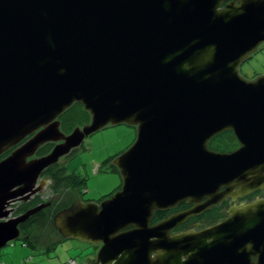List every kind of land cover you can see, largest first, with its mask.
<instances>
[{
	"label": "water",
	"instance_id": "1",
	"mask_svg": "<svg viewBox=\"0 0 264 264\" xmlns=\"http://www.w3.org/2000/svg\"><path fill=\"white\" fill-rule=\"evenodd\" d=\"M262 44L264 0H0V249L48 205L10 217L41 193L42 172L125 124L136 134L111 163L120 188L53 217L62 238L98 246L83 263L264 264V199L171 233L235 189H264V75L239 73ZM74 104L89 121L65 135ZM227 131L239 147L212 151Z\"/></svg>",
	"mask_w": 264,
	"mask_h": 264
},
{
	"label": "rangeland",
	"instance_id": "2",
	"mask_svg": "<svg viewBox=\"0 0 264 264\" xmlns=\"http://www.w3.org/2000/svg\"><path fill=\"white\" fill-rule=\"evenodd\" d=\"M239 73L246 80H253L257 76L264 75V44L260 45L257 51L240 65ZM79 105L74 104L69 111L78 106L77 108H81L84 113H87ZM77 122L81 123L82 121L78 119ZM135 134L134 127L125 124L109 125L85 137L83 142L71 151V155L65 156L66 158L70 155L65 161L66 170L84 178V183L78 186L81 192L79 197L82 200H100L120 188V176L111 163L114 158L131 146ZM236 145L237 142L234 138L225 134L220 136V139L215 143V146L224 149ZM59 164L62 166L63 163L59 162ZM63 175H66L64 171ZM58 187L60 192L55 195L57 198L54 202L60 198L61 205L65 206L66 203L64 204L63 201L69 200L67 192L62 185ZM49 194L52 195V190H47V193L43 195L48 196ZM60 207L58 206V208ZM52 217V213L47 211L45 220L29 229V234L32 237L29 246L21 245V240L17 239L13 245L0 249V264H67L70 259H73L76 264H84V254L91 249L92 245L77 239H64L61 236L57 243L53 242V245H50L53 239L56 240L59 237L53 226ZM20 236L23 238L21 232ZM44 247H48V250H45Z\"/></svg>",
	"mask_w": 264,
	"mask_h": 264
},
{
	"label": "flooded vegetation",
	"instance_id": "3",
	"mask_svg": "<svg viewBox=\"0 0 264 264\" xmlns=\"http://www.w3.org/2000/svg\"><path fill=\"white\" fill-rule=\"evenodd\" d=\"M61 119L62 118L60 117V119H59L60 124H61L60 130L65 135L70 134L76 126L81 127L84 124V123L83 124H75L73 127H71V126L65 127L63 125L64 123ZM224 134L226 136H232L234 138V140L237 142V140L235 139V137L231 131L224 132L222 134L215 136L209 142V148L212 151L230 152V151H235L239 147L238 143L236 146H234L232 148H228V149H224V148L215 146V143L220 139V136H224ZM54 145L55 144H53V143H51V144L47 143V144L43 145L41 148L38 149V151L35 154V157H40V156H44V155L48 154ZM8 154H9V152L7 154H5L3 157H6ZM69 154L71 155V152ZM70 155L68 157H70ZM68 157L65 158V156H64V157H61L59 159V162L63 163L62 166H59L61 164H59V162H58V163L48 167L44 172H42V174L39 177V180L42 179V182H44L45 185L42 188L41 193H38V194L34 195L33 197H31V199L28 202L16 203L13 206L14 210L11 213L10 217L22 215L27 210L34 208L36 206H39L41 204H48L45 208L41 209L37 214L33 215V217H32L33 219H31V220L28 219L25 223H22L19 226L20 232H21L23 238H25V241L22 239H19V240H21L20 241L21 245H28L29 246L31 244L32 237L29 234V229L32 228V226H34V225H38V224L42 223L45 220V214L47 211L52 213V216L54 217L56 213H58L59 211L65 209V208H68L77 200H80L83 203L92 202V203L99 204L102 200L109 198L114 193L113 192V193L103 197L102 199L96 200V201L82 200L79 197V194L81 192H80L78 186H80L84 183V178H82L81 175H73V173L66 170L65 161H66V159H68ZM61 159H62V161H61ZM106 164H107V162H106ZM63 171L66 173V175H63ZM59 185L63 186V188L67 192V195L69 198V200H66L65 202L63 201L64 204L66 203L65 206L61 205L62 202L59 200L60 199L59 197H58L59 199L58 200L56 199L57 201L54 202L55 198H57V196H55V195L60 192L59 187H58ZM47 190L48 191L52 190V195L51 194H49L48 196L43 195L44 193H47ZM224 190H225V188H222L221 192ZM255 199H264V189L254 191V192L250 193L249 195L243 196V197H240L239 193L237 192V189H235L233 191L232 196L226 195L225 197H223V199L218 204L213 205L212 207H210L207 211L203 212L202 214L189 217L183 224H181V225L177 226L175 229H173V231L171 233L186 232V231L191 230V229H193L194 231H199V230H202L204 228L210 227L214 224H217V223L223 221L225 218H227L228 217V211L230 210V208H232V207H238L239 208L241 206H244L246 204L253 202ZM58 206H61V207L58 208ZM190 207H191V205L183 202V203L179 204V206L176 207L175 209L166 211L160 220L166 218L170 214H174V213L186 210ZM53 217H52V223H53ZM160 220H158V221H160ZM158 221H156V222H158ZM30 222H31V226L27 227V225ZM156 222H153V223H156ZM58 236L59 237H57L56 240H54V239L52 240L50 245H52L53 242L57 243V240L60 239V234ZM47 245H49V244H47ZM44 248H45V250H48V248H46V247H44ZM90 248L91 249H89V251L86 253L87 255L94 254L96 252V250L98 249V246H92Z\"/></svg>",
	"mask_w": 264,
	"mask_h": 264
},
{
	"label": "trees",
	"instance_id": "4",
	"mask_svg": "<svg viewBox=\"0 0 264 264\" xmlns=\"http://www.w3.org/2000/svg\"><path fill=\"white\" fill-rule=\"evenodd\" d=\"M81 106V105H79ZM78 106H76L75 108H73L74 110H67L62 116H61V120L63 121V125L65 127H73L75 124H83L85 122H88L89 121V116L87 115L88 113H84L81 108H77ZM69 111V112H68ZM60 119V118H59ZM78 119H81V123H78ZM165 214V212H157L153 218V222H156L158 220H160L163 215ZM33 217V216H32ZM30 218L29 220L33 219V218ZM31 226V222L27 225V227H30ZM22 240L25 241V238H20ZM9 245H13V242L12 243H9ZM53 245V244H52ZM8 246V245H7ZM33 247V246H32ZM51 247V246H50ZM48 248V247H47ZM87 253V252H86ZM87 254H84V257L86 256ZM67 264H69L67 262Z\"/></svg>",
	"mask_w": 264,
	"mask_h": 264
},
{
	"label": "built area",
	"instance_id": "5",
	"mask_svg": "<svg viewBox=\"0 0 264 264\" xmlns=\"http://www.w3.org/2000/svg\"><path fill=\"white\" fill-rule=\"evenodd\" d=\"M69 264H76L73 259H70Z\"/></svg>",
	"mask_w": 264,
	"mask_h": 264
},
{
	"label": "bare ground",
	"instance_id": "6",
	"mask_svg": "<svg viewBox=\"0 0 264 264\" xmlns=\"http://www.w3.org/2000/svg\"><path fill=\"white\" fill-rule=\"evenodd\" d=\"M35 214H37V213H35ZM35 214H33V215H35ZM33 215H31V216H29V218L28 219H30ZM14 242V241H13ZM10 243H12V242H10ZM9 245V244H8ZM7 246V245H6ZM70 261V260H69ZM69 261H68V263H69Z\"/></svg>",
	"mask_w": 264,
	"mask_h": 264
},
{
	"label": "crops",
	"instance_id": "7",
	"mask_svg": "<svg viewBox=\"0 0 264 264\" xmlns=\"http://www.w3.org/2000/svg\"><path fill=\"white\" fill-rule=\"evenodd\" d=\"M30 264V263H29Z\"/></svg>",
	"mask_w": 264,
	"mask_h": 264
}]
</instances>
